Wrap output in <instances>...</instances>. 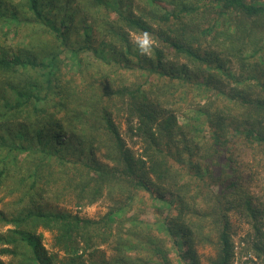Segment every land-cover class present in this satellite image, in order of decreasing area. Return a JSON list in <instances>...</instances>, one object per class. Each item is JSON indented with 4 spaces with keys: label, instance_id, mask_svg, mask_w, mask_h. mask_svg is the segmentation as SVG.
Returning <instances> with one entry per match:
<instances>
[{
    "label": "trees",
    "instance_id": "trees-1",
    "mask_svg": "<svg viewBox=\"0 0 264 264\" xmlns=\"http://www.w3.org/2000/svg\"><path fill=\"white\" fill-rule=\"evenodd\" d=\"M132 1L86 0L93 20L85 25L72 0H20L14 7L0 0L1 36L13 32L14 42L22 41L9 54L0 38V188L14 172L16 189L26 188L23 200L30 201L10 218L0 211V221L15 226L0 234V255L20 253L26 264H87L84 253L112 244L113 256L99 255L94 264H199L195 247L209 244L216 251L209 264H230L226 197L238 192L264 264V199L255 205L239 182L242 171L264 169V0H148L139 14ZM40 25L41 35L55 39L43 42L46 49L31 37L30 28ZM130 32L149 34L147 54ZM63 52L73 69L60 75ZM122 111L139 152L118 128ZM20 120L36 129L24 131ZM60 191L78 205L107 197L111 206L93 219L41 204L50 195L62 201ZM139 194L156 205L150 229L134 212ZM40 228L53 233L66 260L45 257Z\"/></svg>",
    "mask_w": 264,
    "mask_h": 264
},
{
    "label": "rangeland",
    "instance_id": "rangeland-1",
    "mask_svg": "<svg viewBox=\"0 0 264 264\" xmlns=\"http://www.w3.org/2000/svg\"><path fill=\"white\" fill-rule=\"evenodd\" d=\"M19 1L20 0H5V2L7 3L9 7L17 6ZM146 1L148 0H133L132 3L134 5L133 6L134 12L139 14L140 11L144 10ZM72 2L73 4L71 7H72L73 14L76 18V21H78V19H81L82 23L83 21H86L85 25H89L92 22L91 20H93V18H92V14L88 10L83 9L84 3L86 2V0H72ZM87 3H88V0H87ZM9 7L3 5V11L9 13L10 11ZM76 7L80 8L79 14L74 9ZM16 10H19V9H16ZM54 16H55L54 17L55 19L52 20V25H54L55 20L58 21L57 19L58 17H56V15ZM86 18H89V19H86ZM70 25L72 24L70 23ZM41 28H42L41 25L37 26L36 28H30L31 37H34V41L36 40L37 46L42 47L43 49H46V47L44 46H47V44H44L43 42L52 40V44H53V40L55 39L50 34L47 36L41 35L42 33H39ZM55 29H57V27H55ZM1 33L2 31L0 32V38H1V45L3 46L4 50L8 51L9 54L14 53L16 51L17 46H20L19 44H22V41L18 40V42L15 43L13 40V36H14L13 32L10 33L6 37L1 36ZM70 35H71V40H74L75 38H77V34L74 31H72ZM95 36H96V39H99L98 35H95ZM141 37L142 35L135 34L134 32H130V38L135 43ZM152 43L153 41L151 40V44ZM34 49L36 50L35 46H34ZM69 54L70 53L68 52H63L61 54L64 67L63 68L61 67L59 69L60 75L65 74V71L70 72L73 69L72 60ZM225 59L226 58H224V60ZM183 62H184L183 60H180L178 64H183ZM232 62L233 60H231L230 64ZM233 68H234V72L241 71L238 68V65L235 63H233ZM72 75L74 76L75 79L78 80V76L75 74V72H72ZM68 79L70 80L71 78L68 77ZM106 85H109V84L106 82ZM8 95H11L14 98V94L10 90H8L5 96L7 97ZM127 116L128 114L126 111H122L120 113V116L117 117L118 119H120L119 122H117L118 128L121 134L123 135V137L126 139L128 143V147H130L134 151H138L140 148L139 144H135L133 140H130V137L128 134L130 125L126 121ZM179 118H180L181 125H183L184 127L188 126L187 120H185V118L182 115H180ZM20 121L24 122L28 126V129H25L24 131L26 130L34 131L36 129V127H34L33 125H30L29 122H26L23 120H20ZM14 123L17 124L15 120H14ZM76 126H77V129L81 132L78 123H76ZM185 131H188V129L185 128ZM179 148L182 149L184 148V146L180 145ZM18 159L19 161H21V164L23 165V167L28 166V162L30 158L27 157L26 154L20 155ZM98 160H100L101 162H105V160H103L102 157L101 158L99 157ZM241 160L245 162H249L250 157L244 155L241 158ZM242 168L246 169V165H242ZM252 172L254 174V181H250L248 179L250 173L252 174ZM242 176H243V179H240L239 182H241L243 188H245L248 191L247 194L252 196L254 204L259 206L260 202L263 201L264 199V169L259 166V167H255L253 170H250V169L245 170V171H242ZM18 179L19 177L18 176L15 177L14 172H12L11 177L7 178L5 187L0 188V211L4 213V215L8 216L9 218L17 215L21 211L22 208L26 207L27 204L30 203L28 199L23 200L24 190L26 188H23L22 190L16 189L15 185ZM214 190L217 193L219 191V186L214 187ZM61 193H66V192L60 191L58 194H61ZM243 194L244 193L232 192L230 195H228V197H226L227 200L229 199L228 201H230V205L232 206L231 209L225 211L227 221L229 222V225H230L229 233H230V237H231V241L233 245V257L231 259L230 264H258L260 259L257 257V254H256L257 252L255 248H253V243L255 240V235H254L255 221L251 218H246L245 215H243L244 210L241 204V200L243 199V196H244ZM139 195L141 196V200L136 198L135 204H137V208H134V212L136 213V211H139L140 222L145 226L147 225L148 229H150L156 218V212H157L156 205L150 206L149 204L150 201L148 200V196L146 194L144 195L139 194ZM60 196L61 198L65 197L64 194H61ZM53 197L55 196L50 195L49 197L50 199L49 200L47 199V201H44L41 204L46 205L45 203H48L49 206L51 207V211L53 212H65V213L77 214L85 218L99 219L100 217H102L109 211V208L111 206L110 198H107V197L101 199L100 201L94 203L93 205H78L77 200L72 196H66L64 198L65 200L63 199L62 201H59V202H55L52 199ZM32 201L33 203L36 204V196L32 197ZM203 208L205 207H201L200 210H202ZM260 225L263 227V231H264V217L262 218ZM128 226H132V224H128ZM14 228H15L14 225L5 224L4 222L0 221V234L8 235L10 231ZM38 234L42 235L41 247L43 248V253H45L44 254L45 257L57 256L58 260L67 259L65 252L54 246L52 232L40 228L38 230ZM168 241H171V240L168 238ZM4 247H5L4 245L0 244V249ZM98 249H99V253L97 252L94 255H90L89 252L84 253L83 259L87 264L96 263L97 259H99V255H104L103 259L108 261L114 254V247L112 244L100 246L98 247ZM195 249H196L197 254L199 255V258L197 259L199 261L198 262L199 264H209L208 259L211 257H215L216 255L215 249L209 244H206L205 246L197 245ZM0 259L5 264H26L24 257L20 253H17L15 255L13 254L2 255L1 254ZM55 264H60V263L56 262Z\"/></svg>",
    "mask_w": 264,
    "mask_h": 264
},
{
    "label": "clouds",
    "instance_id": "clouds-1",
    "mask_svg": "<svg viewBox=\"0 0 264 264\" xmlns=\"http://www.w3.org/2000/svg\"><path fill=\"white\" fill-rule=\"evenodd\" d=\"M136 47L142 55L147 54L151 48V38L148 33H144L136 42Z\"/></svg>",
    "mask_w": 264,
    "mask_h": 264
}]
</instances>
